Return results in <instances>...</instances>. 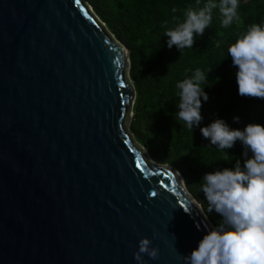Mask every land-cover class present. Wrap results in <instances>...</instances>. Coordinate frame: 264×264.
I'll return each mask as SVG.
<instances>
[{"label":"water","instance_id":"obj_1","mask_svg":"<svg viewBox=\"0 0 264 264\" xmlns=\"http://www.w3.org/2000/svg\"><path fill=\"white\" fill-rule=\"evenodd\" d=\"M129 67L82 0H0V264H184L212 228L133 142Z\"/></svg>","mask_w":264,"mask_h":264},{"label":"trees","instance_id":"obj_2","mask_svg":"<svg viewBox=\"0 0 264 264\" xmlns=\"http://www.w3.org/2000/svg\"><path fill=\"white\" fill-rule=\"evenodd\" d=\"M91 7L114 38L128 50L129 77L134 100L128 130L133 142L160 165L171 166L182 178L188 194L198 200L206 220L217 227L222 217L208 211L201 191L202 177L224 168L243 166L245 151L237 141L230 149H219L203 138L201 127L222 119L230 129L248 124L264 126V99L241 97L236 83L237 69L228 47L253 25H264V0H238V20L221 24L219 9L200 36L194 34L192 48L167 46L168 30L185 20L186 10L203 7L208 0H82ZM219 3V0H213ZM196 70L207 75L203 86L199 127L190 131L178 117L180 90L176 85L191 78ZM238 117V122L234 118ZM251 153L249 152V157Z\"/></svg>","mask_w":264,"mask_h":264},{"label":"clouds","instance_id":"obj_3","mask_svg":"<svg viewBox=\"0 0 264 264\" xmlns=\"http://www.w3.org/2000/svg\"><path fill=\"white\" fill-rule=\"evenodd\" d=\"M238 0H208L203 7L189 8L185 20L164 36L167 46L178 50L192 48L195 36H200L212 21L213 9H219L221 24L228 27L239 19ZM237 69L236 83L241 97L264 99V25L253 24L228 49ZM207 75L196 70L194 75L178 83L180 103L178 117L192 131L199 127L202 100L208 96L203 90ZM203 85V86H202ZM238 122V117L234 118ZM203 138L219 149H230L239 141L244 146V162L236 161L234 168L206 173L201 191L208 211L222 217L217 227L210 228L184 264H264V126L248 124L241 131L230 129L222 120L200 128ZM249 152L251 156L249 157ZM147 238L139 240L136 261L142 254L156 259L158 249L150 247Z\"/></svg>","mask_w":264,"mask_h":264},{"label":"snow or ice","instance_id":"obj_4","mask_svg":"<svg viewBox=\"0 0 264 264\" xmlns=\"http://www.w3.org/2000/svg\"><path fill=\"white\" fill-rule=\"evenodd\" d=\"M121 87H123V84H121ZM136 167L138 168V169H140L141 168V165L138 163V164H136ZM153 195H155V193H152Z\"/></svg>","mask_w":264,"mask_h":264},{"label":"bare ground","instance_id":"obj_5","mask_svg":"<svg viewBox=\"0 0 264 264\" xmlns=\"http://www.w3.org/2000/svg\"><path fill=\"white\" fill-rule=\"evenodd\" d=\"M122 51H123V50H122ZM123 53H125V52L123 51ZM192 203L194 204L195 208L198 209V205H197V203H195L194 201H192Z\"/></svg>","mask_w":264,"mask_h":264},{"label":"rangeland","instance_id":"obj_6","mask_svg":"<svg viewBox=\"0 0 264 264\" xmlns=\"http://www.w3.org/2000/svg\"><path fill=\"white\" fill-rule=\"evenodd\" d=\"M130 68V67H129ZM132 116H133V112H132ZM130 117V116H129ZM132 118V117H131ZM131 118H129L130 119V121H131Z\"/></svg>","mask_w":264,"mask_h":264}]
</instances>
